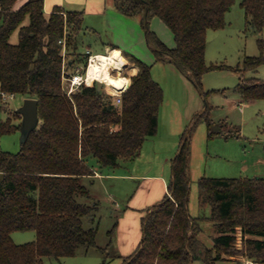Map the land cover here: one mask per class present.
I'll use <instances>...</instances> for the list:
<instances>
[{"label": "trees", "instance_id": "16d2710c", "mask_svg": "<svg viewBox=\"0 0 264 264\" xmlns=\"http://www.w3.org/2000/svg\"><path fill=\"white\" fill-rule=\"evenodd\" d=\"M0 0V110L8 112L1 133L20 130L22 116L11 108L2 91L38 99L39 123L17 152L0 149V264H43V257L75 255L81 246L97 244V227H87L99 203L83 177L94 173L89 156L101 166H116L141 152L147 137L157 133L164 88L153 77L151 65L130 54L139 70L117 97L83 84L68 95L63 85L64 45L69 74L86 64L77 49L84 28V11L56 5L47 13L45 0ZM115 8L139 16L157 60L174 63L201 85L210 69L233 66L206 61L209 29L225 26L226 13L235 0H114ZM246 31L257 36L260 52L247 55L243 69L264 63V0H241ZM159 16L173 32L176 46L169 47L150 28ZM19 29V41H11ZM117 48L116 45H112ZM236 90L246 101L264 98V79L243 76ZM23 117V116H22ZM206 120L209 137L214 120L206 108L195 116ZM228 125V122L225 121ZM182 133L172 158L168 192L149 207L143 218L141 243L121 264H217L223 253L232 255L236 229L247 234L248 256L264 264V176L199 178V203L210 206L216 234L208 246L199 236L201 216L189 211L191 133ZM233 135L239 133L228 131ZM84 198H87L84 199ZM36 231V239L17 243L16 230ZM106 259L102 264H105ZM236 264H244L236 260Z\"/></svg>", "mask_w": 264, "mask_h": 264}, {"label": "rangeland", "instance_id": "374dc122", "mask_svg": "<svg viewBox=\"0 0 264 264\" xmlns=\"http://www.w3.org/2000/svg\"><path fill=\"white\" fill-rule=\"evenodd\" d=\"M60 2L68 9L84 7L78 6L80 3L77 4V0H61ZM100 3L106 7L115 8L114 0H100ZM125 16H127L126 20L114 21L116 36L124 38L130 47L133 46L134 53L152 65L153 77L164 88L157 131L161 137L157 138H160L163 145L172 141V143L177 142L176 147H179L182 133L189 127H193L189 211L194 217H202V230L199 236L208 246H213L216 232L210 218V206L202 207L199 203V178L201 176H264V98L244 104L240 101V94L236 90L243 76L264 79V63L256 70L243 69L245 57L257 55L260 52L257 36L251 31H246L245 9L241 6V0H235L226 13L225 26L208 30L206 46L208 64H225L233 67H219L204 72L201 85L197 86L174 63L156 59L154 51L148 44L146 30L139 16L126 14ZM150 28L168 46L175 44L173 32L159 16L152 17ZM99 33L102 37H99ZM112 33L106 29L105 19L101 20L100 15L88 14L86 11L84 28L77 49L81 58L86 57L88 49L93 52H106L102 40L116 38L111 35ZM11 41L14 43L19 41V29L13 32ZM122 47L124 48L123 45ZM129 51L133 50L124 48L125 55L132 54ZM27 97L28 95L15 93L7 100L11 108L18 109ZM206 108L214 120L210 131H219L224 127L223 132L213 137H209L210 128L206 120L196 122L195 119V116ZM8 115L7 111L0 110V125ZM16 120L22 121V116ZM237 128L239 133L231 135L227 132V130L235 131ZM21 136V130L4 134L0 131V149L19 151L22 146ZM149 140L153 139L143 143L138 156L130 160L121 159L117 166H101L97 157L89 156V163L100 170H113L116 173L134 174L139 177L96 178L93 181L84 179L83 182L99 203L94 220L85 219L87 227L94 223L98 229L97 244L90 247L81 246L77 253L71 256L60 258L44 256L43 264H102L105 259V264H121L122 257L119 256L116 246L118 216L111 213V209L125 207L127 199L132 195L137 198L139 182L144 178H150L149 175H164L169 181L172 173V158L176 154L174 152L176 148L171 154L165 156L166 154L157 151L153 146L147 147ZM84 199L87 200V198ZM236 234L234 247L236 252L232 255L223 253L217 260V264H236V260L244 263V260L252 258L247 254L248 235L243 233L240 226L237 227ZM12 237L17 243L28 242L36 239V231L16 230L12 233ZM233 259L235 261L232 263ZM191 264H204V262L197 258Z\"/></svg>", "mask_w": 264, "mask_h": 264}, {"label": "crops", "instance_id": "0c3cea01", "mask_svg": "<svg viewBox=\"0 0 264 264\" xmlns=\"http://www.w3.org/2000/svg\"><path fill=\"white\" fill-rule=\"evenodd\" d=\"M25 1L26 0H18L17 4L21 5ZM60 1L61 0H45V11L47 13H50L56 5H61L65 7L66 9H68L62 3L63 1L62 2ZM79 3L80 5L78 6H84V7L83 8L77 7V9L74 8L73 10H83L84 11V23H85L86 11L88 14L100 15L101 20L105 19L106 29L110 32H113L111 34L112 36H116V33L114 31V28L116 27V25L114 21H117V20L123 21V20H126L125 17H127L125 16V14L121 13L116 8L106 7V5H101L100 0H77V4ZM95 36H97L96 33H95ZM99 37H102L100 36V33H99ZM102 41L106 47V51L113 48L112 45H116L117 48L122 51V54L128 61V66H126L127 68L125 71L127 73V76L130 77V81H131V76L138 72L139 66L134 61L129 59L130 54H127V55L124 54V48H127V47L130 48V50H133V51H129L132 53L131 55H135L140 59L142 58L139 57L136 53H134L135 49H133V46L130 47L128 43L126 42V40L120 36H116V38L113 37V39H106ZM122 45L124 46V48L122 47ZM175 46H176V41L174 45H169V47H175ZM249 77H252V76H249ZM240 101L244 104L248 102L244 100L241 97V95H240ZM158 136H159V133L157 132L156 134L147 137L144 143H146L148 139H153V140H149L150 142L149 144H147L148 145L147 147L153 146L157 151L159 150L162 154H166L165 156H167L168 154H171L174 148H176L174 152L175 153L177 152L178 150V147H176L177 142L172 143V141H170L168 143L167 142L164 143L163 145V143L160 142L161 141L160 138H157ZM92 168L94 169V173L91 175L84 176L83 180L86 178L93 181V179H96V178H99V179L101 178L121 179L122 178L123 179V178H129V177H135V178L139 177V175L135 176L134 174L116 173L113 170H108V171L100 170L96 166H92ZM149 176L150 178H144L143 181L139 182L138 184L139 191H138V194H136L138 195L137 198L136 197L134 198V195H132L131 197L127 199V204L125 207L123 208L115 207L111 209V213L118 216L117 224L119 225H118V231H117L118 240H117L116 246L118 249V254H120L119 256L122 258L123 256L129 255L130 253H132L136 249V247L141 243L142 236H143V218L146 215L147 209L151 207L152 205L159 203L162 200V198L165 196V194L168 192V182L169 181L167 177H165L164 175H160V174H152ZM93 198L95 199V196H93ZM233 261H235V259L232 260V263Z\"/></svg>", "mask_w": 264, "mask_h": 264}, {"label": "built area", "instance_id": "2783aa9c", "mask_svg": "<svg viewBox=\"0 0 264 264\" xmlns=\"http://www.w3.org/2000/svg\"><path fill=\"white\" fill-rule=\"evenodd\" d=\"M111 50H107L105 53L110 52ZM64 72H63V85H64V89L66 90L68 95H71L72 93H74L76 90L80 89V87L83 84L86 85H92L94 83L97 82H101L103 84V89L110 94H113L117 97V102H121V96L122 94L128 89V87L131 84L130 81V77L127 76V74L125 73V70L127 67L122 68L121 72L118 71V68L116 67H112L111 68V73L115 76H121L124 79H129V82L127 84L126 80L123 81L121 83L120 86H118L115 90H112L110 88V82L108 80H102L100 78H93L90 82L88 81V66L91 63V61L97 57V55H99L101 52H93L91 49L87 50V62L86 64H78L77 65V69L75 72L69 74L67 71V67H66V44L64 45ZM2 95L4 97V99H8L9 96L14 95V93H8L5 91H2ZM244 264H255V261L253 258H248L246 260H244Z\"/></svg>", "mask_w": 264, "mask_h": 264}, {"label": "bare ground", "instance_id": "6f19581e", "mask_svg": "<svg viewBox=\"0 0 264 264\" xmlns=\"http://www.w3.org/2000/svg\"><path fill=\"white\" fill-rule=\"evenodd\" d=\"M110 50L111 51L108 53L101 52L91 61L88 66V81L90 82L93 78L108 80L110 82V87L115 90L125 80L128 84L129 79L113 75L111 73V68L116 67L118 71L121 72L122 68L128 66V61L120 49L111 48Z\"/></svg>", "mask_w": 264, "mask_h": 264}, {"label": "water", "instance_id": "95a60500", "mask_svg": "<svg viewBox=\"0 0 264 264\" xmlns=\"http://www.w3.org/2000/svg\"><path fill=\"white\" fill-rule=\"evenodd\" d=\"M98 90L103 88L101 82L96 83ZM19 113L22 114V125H21V141L22 143L26 141L30 132L39 123V113H38V99L35 97H27L24 104L17 109Z\"/></svg>", "mask_w": 264, "mask_h": 264}]
</instances>
